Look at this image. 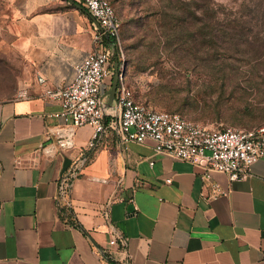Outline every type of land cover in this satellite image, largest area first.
<instances>
[{"label": "crops", "instance_id": "1", "mask_svg": "<svg viewBox=\"0 0 264 264\" xmlns=\"http://www.w3.org/2000/svg\"><path fill=\"white\" fill-rule=\"evenodd\" d=\"M5 3L20 72L0 103V264H264V158L246 180L205 184L201 168L109 129L89 149L93 129L51 117L61 107L45 93L73 81L98 22L74 0ZM73 170L71 213L57 196ZM212 183L228 195L204 198Z\"/></svg>", "mask_w": 264, "mask_h": 264}, {"label": "rangeland", "instance_id": "2", "mask_svg": "<svg viewBox=\"0 0 264 264\" xmlns=\"http://www.w3.org/2000/svg\"><path fill=\"white\" fill-rule=\"evenodd\" d=\"M107 1L121 24L120 77L137 102L211 130L264 126V0ZM7 7L0 0V103L19 92Z\"/></svg>", "mask_w": 264, "mask_h": 264}, {"label": "built area", "instance_id": "3", "mask_svg": "<svg viewBox=\"0 0 264 264\" xmlns=\"http://www.w3.org/2000/svg\"><path fill=\"white\" fill-rule=\"evenodd\" d=\"M74 1L98 22L100 28L94 34V50L76 67L73 81L63 88L46 91V98L57 100L61 107L51 117L61 120L65 126L91 127L93 136L89 149L96 148L107 129L123 144L151 142L156 154L201 168L205 184L211 182L212 173L225 174L231 182L250 177L252 167L264 158V126L252 130H211L179 114L155 111L137 102L121 77L113 106H108V96L102 94H108L111 89L112 59L117 56L121 24L107 0ZM38 82L43 85L46 81L39 78ZM19 98L27 99V92L22 91ZM85 163L86 159L82 165ZM76 178L77 172L73 170L59 182L57 199L64 198L65 207L71 213ZM227 195V191L212 183L211 191L204 193V198L214 200ZM111 245H116V241Z\"/></svg>", "mask_w": 264, "mask_h": 264}, {"label": "water", "instance_id": "4", "mask_svg": "<svg viewBox=\"0 0 264 264\" xmlns=\"http://www.w3.org/2000/svg\"><path fill=\"white\" fill-rule=\"evenodd\" d=\"M71 3H73L72 1H70ZM120 81V72H119V63L116 62L115 64V73L112 79V85H111V89L108 92L107 96H108V106H113V103L115 101V97H116V91H117V87Z\"/></svg>", "mask_w": 264, "mask_h": 264}, {"label": "trees", "instance_id": "5", "mask_svg": "<svg viewBox=\"0 0 264 264\" xmlns=\"http://www.w3.org/2000/svg\"><path fill=\"white\" fill-rule=\"evenodd\" d=\"M114 1L116 2V1H120V0H114ZM110 5H111V4H110ZM111 6H112V5H111ZM113 9H114V8H113ZM115 13H116V12H115ZM159 14H160V13H159ZM116 54H117V53H116ZM114 60H116V62H118V58H117V56H114L113 59H112V66H111V69H112V70L115 68V66H114ZM222 76H223V77H222V81L225 82V81H226V79H225V78H226V75L223 74ZM225 129H227V128H225ZM222 130H224V129H222Z\"/></svg>", "mask_w": 264, "mask_h": 264}]
</instances>
